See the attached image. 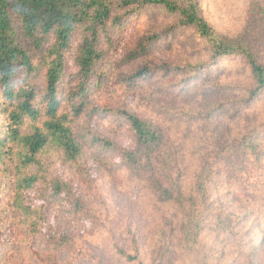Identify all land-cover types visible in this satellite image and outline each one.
I'll list each match as a JSON object with an SVG mask.
<instances>
[{
    "label": "trees",
    "instance_id": "1",
    "mask_svg": "<svg viewBox=\"0 0 264 264\" xmlns=\"http://www.w3.org/2000/svg\"><path fill=\"white\" fill-rule=\"evenodd\" d=\"M156 10L173 23L150 26L123 62L145 56L160 36L177 29L194 35L206 58L176 66L173 73L183 76L181 82L146 88L150 89L145 112H154L151 116L140 114L138 106L130 110L90 103L89 92L98 85L92 87L90 79L106 56V45L113 43L112 32L132 15ZM247 12L252 27L226 36L203 17L199 0H0V164L7 162L6 172L13 173L10 205L22 222L35 225L43 219L46 200L33 190L44 179L42 152L53 147L66 162L77 164L83 154L73 122L85 113L113 114L130 130L132 146L117 148L97 135L90 136L91 143L117 150L124 167L152 192L155 205L174 208L168 229L190 245L206 226L207 232L213 228L218 234L226 229L232 233L228 204L239 197L249 177L248 166L256 167L263 157L256 134L264 124L248 122L240 133H231L232 124L224 119L249 107L264 91V5L248 0ZM73 49L78 83L65 96L62 80ZM230 56L247 69L246 83L205 81L217 61ZM140 64L124 78L126 82H143L157 70L166 76L172 68ZM100 79L97 76L99 85ZM156 94L170 96L169 101L152 105ZM32 169L36 172H29ZM53 181L52 196L57 197L66 186ZM178 216L180 223L174 225ZM117 253L127 262L139 260L137 254L119 248Z\"/></svg>",
    "mask_w": 264,
    "mask_h": 264
},
{
    "label": "rangeland",
    "instance_id": "2",
    "mask_svg": "<svg viewBox=\"0 0 264 264\" xmlns=\"http://www.w3.org/2000/svg\"><path fill=\"white\" fill-rule=\"evenodd\" d=\"M258 1L264 5V0ZM199 2L203 17L218 34L237 36L253 25L247 12L248 0ZM172 21L158 10L149 11L132 15L120 30L112 32L113 43L106 45V56L97 65L96 76L90 79L92 87L98 85L89 92V102L100 108L126 106L135 110L138 106L140 114L153 115L154 112H145L148 90L181 82L183 76L173 73L176 66L207 56L194 35L177 29L172 35L160 36L145 56L123 62L150 26L164 28ZM154 31L159 30L155 27ZM73 52L74 49L67 55L62 80L65 96L78 83ZM140 62L167 64L172 68L166 76L163 70H157L143 82H126L124 78L133 74ZM247 77L248 71L239 59L230 56L219 59L204 80L243 85ZM202 81L197 82L201 85ZM169 98L156 94L151 104L168 102ZM224 119L232 124L231 133H240L248 122L264 124V91L249 107ZM72 127L83 156L77 164H72L64 160L58 149L48 147L42 152L44 170L40 176L44 179L33 190L46 201L41 212L43 219L35 225L24 224L10 205L13 173L6 172L7 162L0 164V264H264V129L256 134L263 157L256 167L248 166L249 177L242 183L239 197L231 200L232 206L228 204L233 212V232L226 229V233L218 234L213 228L207 232L206 226L190 245L176 230L168 229L170 219L175 217L174 208L155 205L152 192L124 167L117 150L91 143L90 136L97 135L117 148L132 146V134L122 119L113 114L85 113ZM195 127L191 125L192 130ZM193 138L194 135L188 136L189 141ZM53 180L66 186L57 197L52 196ZM179 217L174 225L180 223ZM117 248L130 255L137 254L139 260L127 262L117 253Z\"/></svg>",
    "mask_w": 264,
    "mask_h": 264
}]
</instances>
